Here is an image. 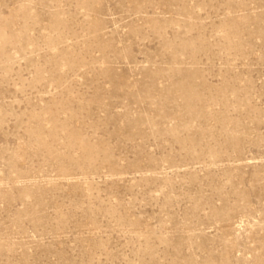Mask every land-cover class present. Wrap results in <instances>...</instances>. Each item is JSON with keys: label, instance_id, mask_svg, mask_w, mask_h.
I'll return each instance as SVG.
<instances>
[{"label": "rangeland", "instance_id": "374dc122", "mask_svg": "<svg viewBox=\"0 0 264 264\" xmlns=\"http://www.w3.org/2000/svg\"><path fill=\"white\" fill-rule=\"evenodd\" d=\"M0 264H264V0H0Z\"/></svg>", "mask_w": 264, "mask_h": 264}]
</instances>
